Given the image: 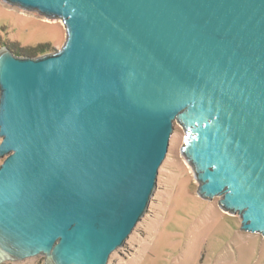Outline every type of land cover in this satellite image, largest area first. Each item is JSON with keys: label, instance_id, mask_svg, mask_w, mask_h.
Here are the masks:
<instances>
[{"label": "water", "instance_id": "water-1", "mask_svg": "<svg viewBox=\"0 0 264 264\" xmlns=\"http://www.w3.org/2000/svg\"><path fill=\"white\" fill-rule=\"evenodd\" d=\"M60 49L0 47V262L107 264L146 213L174 121L197 194L264 236V0H4Z\"/></svg>", "mask_w": 264, "mask_h": 264}, {"label": "rangeland", "instance_id": "rangeland-1", "mask_svg": "<svg viewBox=\"0 0 264 264\" xmlns=\"http://www.w3.org/2000/svg\"><path fill=\"white\" fill-rule=\"evenodd\" d=\"M65 40L61 19L0 0V47L45 43L51 52ZM184 135L181 124L174 121L148 209L107 264H264V236L241 230L240 215L222 211L219 197L207 200L197 194L199 183L181 153ZM0 264H45V258L38 255Z\"/></svg>", "mask_w": 264, "mask_h": 264}, {"label": "trees", "instance_id": "trees-1", "mask_svg": "<svg viewBox=\"0 0 264 264\" xmlns=\"http://www.w3.org/2000/svg\"><path fill=\"white\" fill-rule=\"evenodd\" d=\"M6 45L18 56L38 57L50 52V45L45 43H40L26 48H20L16 46V44L6 43Z\"/></svg>", "mask_w": 264, "mask_h": 264}]
</instances>
